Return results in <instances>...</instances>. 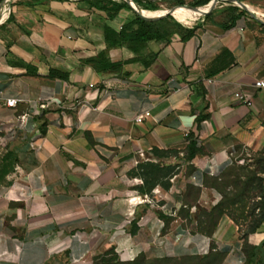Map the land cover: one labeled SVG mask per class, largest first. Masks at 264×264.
Returning a JSON list of instances; mask_svg holds the SVG:
<instances>
[{
  "label": "crops",
  "instance_id": "crops-1",
  "mask_svg": "<svg viewBox=\"0 0 264 264\" xmlns=\"http://www.w3.org/2000/svg\"><path fill=\"white\" fill-rule=\"evenodd\" d=\"M140 1L156 11L194 12L195 21L203 16L196 15L202 7L188 14L178 7L197 0ZM2 4L0 264H82L111 252L120 261L202 256L211 244L225 264H245L239 229L227 216L207 238L179 214L219 203L206 182L231 166L235 149L264 148V91L253 87L264 80V9L244 3L255 18L246 13L232 23L219 0L193 26L150 42L147 68L125 65L127 77H118L97 73L88 61L132 58L103 40V27L119 31L131 9L108 21L87 0ZM51 70L68 79L50 78ZM236 92L251 106L236 102ZM9 100L14 108L5 106ZM198 116L206 119L197 129ZM188 134L203 151L191 161L184 159ZM139 164L177 168L147 194ZM187 185L199 191L194 203ZM263 239L264 225L248 241Z\"/></svg>",
  "mask_w": 264,
  "mask_h": 264
},
{
  "label": "trees",
  "instance_id": "trees-1",
  "mask_svg": "<svg viewBox=\"0 0 264 264\" xmlns=\"http://www.w3.org/2000/svg\"><path fill=\"white\" fill-rule=\"evenodd\" d=\"M92 7L98 8L100 11L106 14V20L112 21L116 18L118 13L124 9H130L127 4L124 2L116 3L110 0H87ZM139 7H141L145 11H156L154 6L148 5L143 3L140 0L134 1ZM209 3V0H197L190 3L188 6L184 7L183 2L178 4L180 11L185 14L192 12V9L199 8L206 6ZM228 13L232 16L231 20L232 23L236 20L238 16H246V12L240 10L238 7L229 6ZM237 13V15H236ZM168 20L172 21L170 16H164L163 18L156 19V20H148L145 18L140 17L138 14L133 13V17L126 22L119 31H115L108 26L103 27V40L107 46V49H116V48H123L128 51L132 58L117 62L111 63L109 62L104 54L98 55L96 58L89 60L88 64L97 72L101 74H113L118 77H127V74L123 73V67L125 65L141 62L144 68H147L150 63L154 59V55L147 54L146 48L150 42H158L169 39L172 35V29H169L167 26ZM173 29H183V27L173 28ZM195 29L187 30L186 35L182 37V40H185L193 35ZM50 78H58L62 80L68 79V74L65 72H58L51 70L49 73ZM206 119V116H198L196 118L197 129L199 128L200 123ZM187 148L186 154L184 159L187 161H191L195 156L202 155L203 151L197 147L196 140L193 135L188 134L186 136ZM239 149V148H237ZM236 150V149H235ZM236 152V151H235ZM177 157L178 153L176 151L169 152ZM165 153H161L159 151H154V155L159 157ZM264 155V152L262 153ZM4 162V160H3ZM233 165V160L232 164ZM256 166L258 168L254 171V175L258 178L256 179V183H258V187L256 188V193L253 197H258L260 202L254 203L251 209V213L248 215L252 217L251 224L248 226V231L241 237L242 239V253L245 256V264H264V239L261 244L257 247H253L251 254L248 253L247 250V241L248 236L256 233L262 225H264V188H263V181L261 176L264 174V158H261L257 161ZM177 165L174 166H161L160 164H139L138 170L142 171V175L144 177V190L143 193H150L152 189L156 186L158 182H160L164 178H169L176 173ZM207 186L214 189L216 192L219 191L216 186L209 185L208 180L206 182ZM163 185L165 189L168 188L166 184ZM190 188L188 197L191 194ZM247 190L246 188L243 190L245 193ZM199 191L196 190V197H198ZM242 202L241 199L235 200L231 205H238ZM259 209V214L256 216L254 215V211ZM182 210L180 213L184 212ZM205 209L203 212V216L205 215L207 220L205 222L199 221L198 219L195 222V229L192 230V233L201 234L206 236L207 238H212L216 227L220 221V219L225 215V208L221 207L218 203L210 210ZM185 218V217H181ZM234 222H236L234 220ZM211 251L217 252L215 250L214 244L210 246ZM221 254V253H220ZM107 255V254H106ZM223 255V254H221ZM110 256L116 258L112 252ZM224 256V255H223ZM258 256V259L255 261V258ZM105 257V256H103ZM139 258H146L145 256H140Z\"/></svg>",
  "mask_w": 264,
  "mask_h": 264
},
{
  "label": "rangeland",
  "instance_id": "rangeland-1",
  "mask_svg": "<svg viewBox=\"0 0 264 264\" xmlns=\"http://www.w3.org/2000/svg\"><path fill=\"white\" fill-rule=\"evenodd\" d=\"M234 1L241 2L243 4L250 3L254 6L259 7L260 9H264V0ZM170 14L172 16V21L168 20L167 22V26L169 29L179 28L183 26L189 27L183 22H180V19L195 18L194 12L189 14L190 16L188 15L187 17H182L180 14L172 11ZM202 18L203 16L196 21L194 20L192 26L199 22ZM263 152L264 148L261 150H251L247 148L236 149V152L232 157L233 165L230 166L222 174L216 177H210L208 179L209 185H213L218 188L219 191H217V193L220 196L219 204L221 205V207L225 208L227 217L238 227L240 237H242L248 231V226L251 224V221L253 219L252 217L248 216L251 213L253 204L260 202L258 197H253V195H255L256 193V188L258 187V183H256V179L258 177L254 175V171L258 168V166H256L257 161L261 158H264V155L262 154ZM1 161L3 160L0 158V163ZM191 187L192 186L190 185L186 186L187 193L189 192ZM245 188L247 191L243 193V190ZM239 199L242 200L240 204L231 205L235 200ZM195 200L196 189L193 187V189H191V194L188 197V202L191 201L194 203ZM203 212H205V208H202L196 204H192L191 206H189V209H185V211L180 213L179 215L180 217H185L184 224L188 228H192V230H194L195 222L197 219L202 222H205L207 220L206 216H203ZM258 214L259 209H256L253 216H256ZM234 220L236 222H234ZM258 231L259 230H257L256 233ZM247 242V250L248 253L251 254L252 248L257 246H254L249 241ZM257 259L258 256L255 258V261ZM82 264H225V258L219 252L213 251H210L208 254L202 256L166 257L161 259L137 258L132 261H120L117 257L114 258L110 255H105V257L101 256L88 258Z\"/></svg>",
  "mask_w": 264,
  "mask_h": 264
},
{
  "label": "water",
  "instance_id": "water-1",
  "mask_svg": "<svg viewBox=\"0 0 264 264\" xmlns=\"http://www.w3.org/2000/svg\"><path fill=\"white\" fill-rule=\"evenodd\" d=\"M122 2H124L125 4H127L130 9L135 13V14H138L140 17L142 18H145V19H148V20H156V19H160V18H163L164 16H171V11H173L174 9H170V10H165V13L162 14V15H158V16H145L143 14V11L145 10H141L138 6H136L131 0H121ZM221 2L223 3H226V4H229V5H232V6H235V7H238L239 9L245 11L247 14H249V16H251L252 18H255V16H253V14L247 10L245 7H244V4L241 3V2H237V1H234V0H220ZM219 0H213L211 1L210 3H208L206 6L204 7H208V11L207 12H204L202 15L205 16L212 8V6L216 3H218ZM3 7H4V4H2L1 8H0V13L2 12L3 10ZM203 8V7H202ZM200 9V8H199ZM195 10H198V9H192V11H195Z\"/></svg>",
  "mask_w": 264,
  "mask_h": 264
},
{
  "label": "built area",
  "instance_id": "built-area-1",
  "mask_svg": "<svg viewBox=\"0 0 264 264\" xmlns=\"http://www.w3.org/2000/svg\"><path fill=\"white\" fill-rule=\"evenodd\" d=\"M68 1H76V0H68ZM227 5H229V4H227ZM229 6H232V5H229ZM253 87L257 90L264 91V80H258L256 82H254ZM233 97H234L235 101L238 102L239 104H243L247 107L251 106V101L246 95H244L240 92H236L233 95ZM16 104H17L16 100H9V101L5 102V106L7 108H14L16 106ZM24 118L25 117L23 116L20 118V120L22 121V120H24ZM141 120H142V116H138L135 118V122H137V123L141 122ZM139 155H140V157H143V154L140 153ZM231 164H232V162H230V165Z\"/></svg>",
  "mask_w": 264,
  "mask_h": 264
},
{
  "label": "bare ground",
  "instance_id": "bare-ground-1",
  "mask_svg": "<svg viewBox=\"0 0 264 264\" xmlns=\"http://www.w3.org/2000/svg\"><path fill=\"white\" fill-rule=\"evenodd\" d=\"M208 7H203L201 9H199L196 13V15H202L204 12H207ZM165 11H155V12H148V11H143V14L145 16H158V15H162L164 14ZM5 16V14H2L0 16V21L2 20V18ZM190 16V15H189ZM182 17H187V16H182ZM195 18H181L180 22H183L185 25L187 26H192L193 22H194Z\"/></svg>",
  "mask_w": 264,
  "mask_h": 264
}]
</instances>
